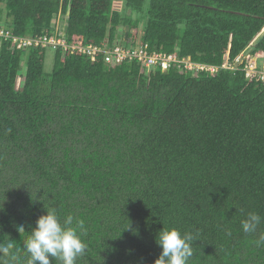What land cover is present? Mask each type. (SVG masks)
<instances>
[{"label":"trees","instance_id":"1","mask_svg":"<svg viewBox=\"0 0 264 264\" xmlns=\"http://www.w3.org/2000/svg\"><path fill=\"white\" fill-rule=\"evenodd\" d=\"M145 3L144 24L132 21ZM60 18L70 44L138 42L220 65L253 43L264 59V0H0V29L18 40L49 37ZM46 52L0 41V237L22 260L27 232L54 207L61 222H84L76 264H154L163 227L198 240L191 264H264V223L241 229L248 212L264 218V84L99 54L55 52L48 72Z\"/></svg>","mask_w":264,"mask_h":264},{"label":"clouds","instance_id":"2","mask_svg":"<svg viewBox=\"0 0 264 264\" xmlns=\"http://www.w3.org/2000/svg\"><path fill=\"white\" fill-rule=\"evenodd\" d=\"M46 215H41L35 227L27 232L23 242L21 259L20 249L16 241L9 236L0 237V264H76L77 258L82 256L87 245L81 239L85 228L83 221L73 225L74 217L68 215L63 222L54 207L45 209ZM264 218L256 212H248L241 221V229L245 234L255 235ZM130 227L129 226L127 229ZM126 229V230H127ZM17 232L25 233L22 225L16 226ZM230 234V233H229ZM198 241L191 232L181 233L175 227H163L156 234V244L162 249L154 264H191L194 256V242ZM257 247L264 246V234L254 240Z\"/></svg>","mask_w":264,"mask_h":264},{"label":"built area","instance_id":"3","mask_svg":"<svg viewBox=\"0 0 264 264\" xmlns=\"http://www.w3.org/2000/svg\"><path fill=\"white\" fill-rule=\"evenodd\" d=\"M64 20L60 18L52 35L42 37L35 40H18L13 38L8 31L0 29V41L12 40L14 44L20 47L41 46L49 49L53 53L61 52L62 57L66 54H77L85 56L91 61H95L99 55L104 56L106 64L119 65L123 62H135L141 65L148 72L167 73L172 68L179 71L191 73L193 76L204 74L205 76L213 77L220 72H228L233 75L242 73L246 82H259L264 84V59L262 64H258V59H253L250 54L251 43L244 51L235 58L230 59L224 57L220 65H210L205 63H196L190 57H183L178 54V51L172 53L165 52H149L147 45H141L136 42V46L132 50H128L115 44L114 47L105 42L102 48H97L91 45L85 46L83 43L70 44L65 39L63 25Z\"/></svg>","mask_w":264,"mask_h":264},{"label":"rangeland","instance_id":"4","mask_svg":"<svg viewBox=\"0 0 264 264\" xmlns=\"http://www.w3.org/2000/svg\"><path fill=\"white\" fill-rule=\"evenodd\" d=\"M118 7H120V13H121V16H123V17L125 16V17H126V16H129V15H130V14L128 13V11L124 10V7H123V6L119 5ZM147 8H148V3H145L142 12H141V13H138V14H136V13L131 14L130 19H131L132 21H134V20H136V19H141V20H142V24H144L145 19H146ZM138 33H139V32H138ZM118 41L121 42V38H118ZM53 59H54V54H53V52H46V53H45L46 71H48V72H49V70L51 69V66H52V63H53ZM262 63H263V60L260 59V60L258 61V64L260 65V64H262ZM22 66H23V67H22V70H23L22 73H24V69H25V67H24V63H23Z\"/></svg>","mask_w":264,"mask_h":264},{"label":"water","instance_id":"5","mask_svg":"<svg viewBox=\"0 0 264 264\" xmlns=\"http://www.w3.org/2000/svg\"><path fill=\"white\" fill-rule=\"evenodd\" d=\"M127 34H128V28L125 27V29H124V40L127 39Z\"/></svg>","mask_w":264,"mask_h":264}]
</instances>
